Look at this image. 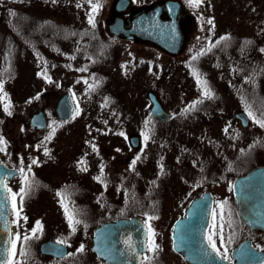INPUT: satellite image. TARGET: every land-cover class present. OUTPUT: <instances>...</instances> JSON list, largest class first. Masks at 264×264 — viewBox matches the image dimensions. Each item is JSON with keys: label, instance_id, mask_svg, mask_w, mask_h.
Instances as JSON below:
<instances>
[{"label": "flooded vegetation", "instance_id": "obj_1", "mask_svg": "<svg viewBox=\"0 0 264 264\" xmlns=\"http://www.w3.org/2000/svg\"><path fill=\"white\" fill-rule=\"evenodd\" d=\"M115 1L110 5L108 15L112 11ZM178 1L180 3L179 14H177L179 26L184 34V43L186 44L188 24L191 23L194 16L198 17V14H194L183 0ZM154 3L142 7H151ZM202 3L206 6L207 0H203ZM135 6L137 5L131 2L127 9L122 11L123 17L142 8ZM223 15L221 13L220 18L225 21ZM230 16L234 17L232 14H228L226 17ZM161 17L165 19L167 16L162 14ZM220 25H224V22ZM103 34L111 40L110 42L105 41L109 44H112V41L124 39L154 47L149 43L113 36L105 31L102 32ZM105 42L102 41V43ZM107 46V44L103 45L105 48ZM157 50L159 49L157 48ZM10 113L9 115V112H0V141H2L0 148L4 149V151H0V163L5 164L11 170L8 175L3 177L10 200V248L7 260L10 259L11 242L19 233L21 241L16 244V264H41V261L44 264H108L92 249L96 228L103 223L120 218H136L143 223L146 229L145 251L141 254L137 264H218L219 259L214 253L211 256H205L201 251L202 245L206 246L207 243L205 235L210 231L206 227L204 232L208 204L205 203L200 211L193 208L189 210L191 201L204 193H210L212 205L206 226L212 223V211L215 210L219 215L220 205H224V244L221 245L219 239L216 243L222 252L224 248L227 249V254L230 257L227 262L234 263L236 261L234 249L240 243H247L249 240L250 250L259 251L263 256L256 264H264V230L251 228L243 222L233 198L231 183L229 189L225 190L219 187L223 183L225 170H223V165H219L221 162L219 159H216L218 165L206 166L209 171H205L204 175L197 176L187 186L199 184L203 188L168 189L160 184L159 153L151 145L154 140V125H144L137 132L139 137L137 147L131 146L130 149V152L132 151L130 155L136 156L137 154L139 159L136 162L137 169L134 168L136 169L135 176L131 179V183H128L124 173L112 172L113 156L117 155V148L111 152L107 146L103 145V149L106 151L103 156L99 154L97 159L94 112L86 115L88 123L87 126L80 127V143L73 146L72 143L63 142L66 131L62 130L61 126H57V130L50 140L46 139L52 133V130H47L50 126L47 125L42 129L31 126L29 124L30 115L24 121L22 128L18 129V134L15 135L14 132L13 140L5 139L2 130L5 119H13L17 112ZM74 114L75 112L70 118L60 120V122L70 121ZM148 117L155 123L159 122L152 118L149 112ZM111 122L110 119L109 123ZM21 131H25V135H27L23 141H19ZM43 131L45 133L37 134ZM105 133L107 131L103 130L101 135H105ZM145 135L148 136L147 140ZM75 136L73 135V137ZM14 139L18 142L15 143ZM255 145L256 143L253 141V143L249 142L247 146L248 149H251L248 152H252L254 157L256 151L252 148ZM67 149H73L70 155L66 154ZM212 158L209 157L208 163ZM128 159L130 160V157H126L123 161L118 159L116 163L114 162V166H123L128 163ZM226 165V168L232 170L229 162ZM21 168L24 169L23 172L20 171ZM25 175L28 176L32 187L30 191H27V194H20L21 187L25 186ZM208 179L216 185L215 188L207 186L206 180ZM150 185L151 187H148ZM13 192L18 194L15 202L12 199ZM21 195H23V205L18 220L16 210L21 208ZM112 196L119 197V202H112ZM111 203L115 207L114 212L118 211L115 214L112 213ZM69 216L80 221L79 224H73L75 231L70 226ZM149 217H154V219L150 220ZM181 220L183 221L180 229L174 231L175 224ZM229 220L231 227L228 226ZM149 225L155 233L154 236L149 232ZM33 228L41 229L34 237L32 236ZM25 235L31 238L24 241L23 236ZM181 237H185V239H181ZM59 241H64V243L60 244ZM153 241L159 245L155 252L150 250ZM63 245L66 246L67 252L61 255L57 250ZM81 245L84 250L78 251ZM21 249L26 252V255H20Z\"/></svg>", "mask_w": 264, "mask_h": 264}, {"label": "rangeland", "instance_id": "obj_2", "mask_svg": "<svg viewBox=\"0 0 264 264\" xmlns=\"http://www.w3.org/2000/svg\"><path fill=\"white\" fill-rule=\"evenodd\" d=\"M113 1H105V10L101 17L103 22L108 17L109 7ZM157 1L159 0H132V4L137 5L135 6L137 8ZM183 1L194 14H198V17L194 16L191 23L188 24L185 47L175 56H169L150 45L133 43L124 39L112 41V44H109L105 41L110 42L111 40L103 34L100 35L99 40L107 43L106 54L92 65L95 67L96 73L102 75V78L97 81L96 78L85 80L74 75L66 77L61 82H59V78H53L51 82L40 77L32 78L30 65L24 64L19 69V77L12 91L9 92L20 103L18 109L21 112H17L13 119H5L2 129L5 139L13 140L14 132L15 135L18 134V129L22 128L28 116L41 109L47 117V125L50 126L47 130H52L53 127L57 130V126H61V129L66 131L63 142L72 143V146L78 145L80 143V127L87 126L86 115L94 112L97 159L99 154L103 156L106 151L103 149V145L107 146L111 152L117 148V155L113 156L112 172L124 173L125 180L131 183V179L136 173L138 165L136 158L138 156L137 154L136 156L130 155L132 147L128 143L127 137L138 134L137 132L144 125H154V140L151 145L159 153L161 185L168 189L203 188L199 184L187 186L197 176L204 175L205 171H209L206 166L218 165L216 159H219L221 161L219 165H223V170L225 169L223 183L219 187L225 190L229 189L231 180L236 174L231 175L232 171L226 168V163L238 154H243V148L247 150L246 146L249 142L253 143L254 139L258 137L260 126L249 118V125L243 127L233 115L234 111L239 109H233L230 105L223 110H217L219 112H203L205 107L190 115L185 112L188 108L186 105L198 99L195 95L182 98L185 84L183 86L180 84L184 79L188 80L187 76L190 70L186 68L187 65H182L180 62L184 58L194 56L197 52L207 50V45L222 30L219 24L225 21L221 20V13L224 14V19L228 14L237 18L235 14H238L242 9L245 19L249 17L250 22L251 19L254 20L255 27L258 28L252 25L253 22L250 24L247 22L249 20L240 18L242 23L246 21L254 29H257L255 32L258 35L262 33L264 38V0H207L206 6L201 3L198 7L191 6L189 0ZM18 2H25V0ZM209 20L212 21L211 24L208 23ZM259 21L260 23L257 24ZM252 41L258 48L264 43L261 38H254ZM239 50L245 51V47L242 46ZM209 56L211 55L202 59L200 67L210 68V74L214 76L218 72L217 65L213 62L207 64ZM81 59L86 61L85 57H81ZM232 76V73H228V76L223 80L230 84L233 82L230 79ZM191 80L192 78H189V81ZM177 84L181 86L178 90ZM147 89L155 91L163 107L172 114L169 120L155 123L148 117L150 103L146 97ZM35 90L41 91L38 93V97L35 98V101L28 99L26 102V97L30 98ZM64 92L71 95L75 113L78 110L79 115H75V118L70 121L60 122L54 113V106L58 97ZM2 104H6L5 101L0 102V112H4ZM230 109L231 112L226 111ZM110 119L111 123H109ZM77 130L78 132H76ZM103 130L107 131L105 135H101ZM41 133H45V131L37 134ZM25 134V131H21L19 141L25 140V136H27ZM73 135L76 136L73 137ZM14 140L15 143L18 142L16 139ZM262 140L261 136V143H256L258 147L255 149L256 157L253 165L264 164V140ZM72 150L67 149L66 154L70 155ZM116 157L120 161L126 157H130V160L128 159V163L123 166L115 167L114 162L116 163L118 160ZM209 157H213L210 163H208ZM133 159L136 161L135 165L132 163ZM206 181L208 187L215 188L216 185L211 183L212 180ZM119 200V197L112 196V202H119ZM114 210L115 207L112 205V213ZM116 212L118 211H115L114 214ZM41 264L44 263L41 261Z\"/></svg>", "mask_w": 264, "mask_h": 264}, {"label": "trees", "instance_id": "obj_3", "mask_svg": "<svg viewBox=\"0 0 264 264\" xmlns=\"http://www.w3.org/2000/svg\"><path fill=\"white\" fill-rule=\"evenodd\" d=\"M18 1L20 0H0V83L3 84L0 102L6 103L1 105L4 111L5 105H8V111L5 112L21 111L18 109L20 103L9 92L12 91L19 77V69L24 64L30 65L32 78L46 79L47 76L50 82L53 78H59L61 82L70 75L85 80L102 78L92 65L101 60V56L107 51L103 47L107 43L103 44L102 40H99L102 35L100 32L104 29L101 17L106 0ZM94 4L99 5L95 12ZM235 15L237 18L230 16L225 19L224 25L219 24L222 30L207 45V50H203V55L198 56L196 60L192 59V55L180 62L187 65L186 68L190 70L187 77L192 78L191 81L189 78L184 79L180 84L182 86L185 84L182 98L195 95L198 99L186 105L188 108L185 112L189 115L203 109L202 107H205L203 112H219L217 110H223L229 105L233 109H242L245 112L250 108L258 118L264 113V51H260L264 49V43L259 45L261 49L258 50L252 41L254 38L263 40L264 38L262 33L258 35L255 32L256 22L252 19L250 22L249 17L245 19L242 9ZM90 16L94 19V25L89 23ZM240 18L249 20L247 22L250 24L253 22L254 27L246 21L242 23ZM222 37L226 39H221ZM217 41L220 42L216 43ZM242 46L245 47V51L239 50ZM207 55H211L207 64L213 62L217 65L219 73L214 76H211L210 68L200 67L202 59ZM81 57H85L86 61ZM193 68L199 73L200 78L207 82V88L212 93L211 98L204 95L196 76L192 74ZM228 73L233 75L230 78L233 82L230 84L223 80ZM180 85L177 84V90ZM39 92L41 91L32 92L30 98L26 97V102L28 99L35 101ZM226 111L231 112V109ZM260 132L254 143H261V136L264 140V128L260 127ZM256 147L258 145L252 150ZM248 151L251 149L247 148L243 154H238L227 161L232 166L231 175L243 173L254 164L256 155L254 157L253 153Z\"/></svg>", "mask_w": 264, "mask_h": 264}, {"label": "water", "instance_id": "obj_4", "mask_svg": "<svg viewBox=\"0 0 264 264\" xmlns=\"http://www.w3.org/2000/svg\"><path fill=\"white\" fill-rule=\"evenodd\" d=\"M129 3L130 0L115 1L111 15L107 19L109 33L152 43L170 55H175L181 50L184 36L179 26L177 14H179L180 6L177 0L159 1L152 7L132 11L124 18L122 11L127 9ZM163 13L168 18L163 19L161 17ZM146 95L150 101L149 115L155 119L168 120L171 113L163 108L155 92L148 89ZM54 111L59 119H67L73 114L74 103L68 93L62 94L57 99ZM234 116L242 126L248 125L249 118L243 110L235 111ZM29 123L33 127L44 128L47 125V119L43 110L34 111L29 117ZM129 142L132 146H136L138 137L136 135L129 136ZM9 171L11 170L5 164L0 163V203L3 204V207H0V260L4 262L7 259L10 242L8 225L10 200L5 187H3V177L8 175ZM13 171L15 172V170ZM232 190L243 222L251 228L264 230V166L259 165L245 174L237 176L232 182ZM205 203L208 204L209 209L204 223V232L211 210V194L204 193L202 197L191 201L189 205V210L193 208L200 211ZM182 221H177L174 231L180 229ZM192 231L194 230L192 229ZM145 233V226L136 218L104 223L95 230L92 248L108 264H137L141 253L145 250ZM181 239H185V237H181ZM249 245V240H247V243H240L234 249L233 253L236 258L234 263L219 260L218 264L258 263L263 256L259 251L250 250ZM57 251L62 254L66 252V248L60 246Z\"/></svg>", "mask_w": 264, "mask_h": 264}, {"label": "snow or ice", "instance_id": "obj_5", "mask_svg": "<svg viewBox=\"0 0 264 264\" xmlns=\"http://www.w3.org/2000/svg\"><path fill=\"white\" fill-rule=\"evenodd\" d=\"M203 2V0H189V4L193 7H198L201 3ZM99 7V5H96L94 4L93 5V11L95 12L97 10V8ZM89 23H92L94 25V19L90 16L89 17ZM209 24L212 23L211 20L208 21ZM221 39H226V38H221ZM220 41H217L216 43H219ZM209 51L211 49H208ZM261 51H264V49H262ZM204 54V51L202 50L201 52L197 53V55L193 56L192 59L193 60H196L198 58V56L200 55H203ZM192 74L194 76H196L197 78V82L198 84L201 85L202 89H203V92H204V95L207 97V98H211L212 97V93H211V90L207 88V82L205 80H202L200 78V75L199 73L196 71L195 68H193V72ZM46 79L47 76H45ZM92 87V86H90ZM3 89V84L0 83V90ZM194 107V106H193ZM5 111H8V105H5ZM187 111V109H186ZM247 111V116L248 118H250L254 123L258 124L261 128H264V113L261 114V117L258 118L251 110L250 108L249 109H246ZM10 111H9V115H10ZM75 115H79V111L77 110L76 113L74 114L73 118H75ZM55 131H56V128L53 127L52 128V133H50V135L48 137H46V139H51L52 135L55 134ZM121 135H123V133H121ZM145 139L147 140L148 139V136L145 135ZM2 142V141H0ZM0 151H4L3 148H0ZM46 154H47V151H46ZM136 159H139V157H137ZM135 160H133V165H135ZM33 163H36V161H33ZM21 172L24 171L23 168L20 169ZM29 171H31V169L29 168ZM24 184L25 186L24 187H21L20 189V194H27V191H30L31 190V182L28 178L27 175L24 176ZM3 187H7L6 185H3ZM10 191V190H9ZM18 194L17 193H12V199H13V202H15V198ZM225 204L227 203L226 201L224 202ZM20 205H21V208L16 210V215H17V219L19 220V217H20V211L22 210V205H23V195L20 196ZM0 207H3V204L0 203ZM223 207L224 205H220V208H221V212L219 213V215L216 213L215 210L212 211L211 213V216H212V223L210 225H207V227L210 229V231L207 232V234L205 235V240H206V246H203L202 245V248H201V251L203 253V255L205 256H211L213 253L215 254V256L221 260V261H229L230 260V257L229 255L227 254V249L224 248V251L222 252L221 249L217 246V239L220 240V243L221 245L224 244V227H225V215H224V212H223ZM66 215H67V209H66ZM229 216H230V213H229ZM25 219H27L25 217ZM149 219H154V217H149ZM69 223H70V226H72V230L75 231V227L73 226V224H79L80 221L79 220H74V218L72 216H69ZM37 224L39 225V222H37ZM228 226L231 227V221L229 220L228 221ZM41 230L40 228H33L32 229V236L34 237L37 233V231ZM149 232L151 233L152 236L155 235L154 231L151 229V226L149 225ZM31 237L25 235L23 236V240L24 241H27L29 240ZM21 241V236L19 233H17L15 235V239L11 242V249H10V259L7 260L6 264H16V260H15V257L17 255V250H16V244L17 242ZM58 243L60 244H63L64 241H59ZM159 248V245L155 244V242L153 241L152 243V246H151V251L155 252L157 251ZM83 245H81L80 249H78V251H83ZM20 255L21 256H24L26 255V252L21 249L20 251ZM0 264H5L4 261L0 260Z\"/></svg>", "mask_w": 264, "mask_h": 264}]
</instances>
